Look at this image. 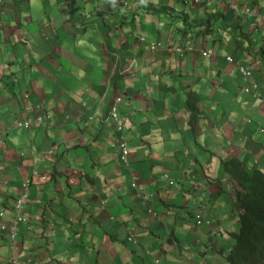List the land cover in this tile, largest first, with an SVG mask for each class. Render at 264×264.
<instances>
[{
  "label": "crops",
  "instance_id": "crops-1",
  "mask_svg": "<svg viewBox=\"0 0 264 264\" xmlns=\"http://www.w3.org/2000/svg\"><path fill=\"white\" fill-rule=\"evenodd\" d=\"M120 1L2 0L0 3V130L5 128L7 132L3 134L0 142V158L4 156L5 159H13L14 146L21 135L23 141L29 139L27 144L30 153L36 154L38 148H53V153L47 155V171L56 161L53 180L44 187V200L38 202L31 193L30 199L26 201L27 211L35 217L42 206L47 209V228H39L36 222L31 223L30 228L26 224L20 225L19 237L25 241H32L36 233L46 236L47 242L41 240L38 245H29L31 252L41 255L34 254L32 257L36 264L52 260H58L62 264L66 258H69L68 264H149L148 260L153 264L151 260L155 257H165L167 251L174 254L176 250L189 252L188 255L192 256L194 248L190 242L196 240L192 237V230L198 234L200 243L207 241V246L213 247V244L221 240L223 243L220 244L222 247L219 251L228 244L231 247L230 238L224 231L228 236L235 231L237 214L228 178H224V183L219 179L224 175L223 168H220L221 161L225 157L234 156L242 161L248 171L252 166V171L258 167V170H264V99H261L264 92L260 97L242 93L243 84L246 82L238 72L235 66L237 64L227 59L231 56L234 61L245 65L254 73L259 69L252 63L257 55H250L244 48L233 53L226 38L229 33L224 31L217 34L214 29L205 39L201 35L194 36L195 38L189 40V43L184 42L179 47L180 50L175 52L164 51L168 44H174L176 35L172 33L162 39L163 45L159 54L155 53V49L150 50L146 43L138 44L141 48L139 59L144 60L137 61L134 69L124 71L125 76L117 78L118 92L121 90L126 98L122 96L118 108L121 115L125 116L122 133L129 150L128 163H123L119 155L109 153V149L117 151L112 142H107L109 137L106 135L110 133L111 124H103L100 117L95 118L98 114L104 116L109 108V100L93 98L97 92L94 89L100 85L110 86L112 79L103 70L107 61L102 57V47L107 45L104 38L121 42L124 36L131 37L135 34L138 37L141 33V25H138L137 20L134 24L123 25L122 28L116 24V21L121 20L118 14ZM151 1L160 4L163 0ZM165 1L178 3L179 0ZM218 1L211 4L202 2L193 6L194 9L188 8L198 17L207 12L226 10L224 14L228 23H233L239 16L241 26L251 34L253 47H262L264 0H247L250 3L245 0ZM245 6L252 12L247 17L243 11ZM140 15L149 22L159 20L155 17L152 19L147 14ZM40 36L46 44L39 56L34 47L39 41L43 42ZM23 40H26L25 45L22 44ZM25 49L29 51L28 55L33 61L27 68L20 65L21 54ZM204 49L210 52L209 56L201 55L200 52ZM200 56L202 60L198 59ZM260 76L259 84L264 91V73ZM164 84H172L174 91H165ZM187 84L193 90L200 89L197 91L200 95L198 118L192 122H188V115L181 108L182 99L179 95L180 86ZM130 86L135 87V90ZM13 93L17 96V101L13 100ZM23 93L30 105L38 107V114H47L55 121L46 132L37 130L27 131L26 134V131L7 130L9 120L33 115L31 106L25 108L21 115L10 113L11 109L21 104L18 99H21L20 94ZM176 93L178 94L175 96ZM228 93L232 94L225 95ZM6 94H9L8 98ZM175 99L181 100L177 107ZM124 101L127 105L121 106ZM87 115L94 116L91 126L79 131L82 128L81 121L76 119ZM84 131L89 133L87 138ZM10 134H14L12 139ZM92 136L105 140V144L96 143ZM116 139L117 133L114 137L115 141ZM88 157L101 166H89L86 162ZM28 158H31L30 154ZM189 169L196 178L194 183L202 187L201 191L195 192L188 188L192 180L191 173L186 171L185 174L183 171ZM82 171L86 174L82 175ZM12 172L18 174L17 181L28 174L29 170L24 162L15 165L13 169H9L7 164L0 168V184L3 187L8 185L13 195L16 181ZM164 173L171 175L170 178H164ZM171 178L175 183L173 180L170 183ZM133 181L137 182L134 187L131 185ZM178 185L180 189H177ZM190 192L193 193L191 197L188 196ZM143 197L149 200L146 202ZM143 203L148 207L152 206L150 214H146L147 210H140ZM181 203L196 208L199 205L201 208L204 206V218L211 220V223H203L198 229L193 227V223H189L191 218L187 219V212L174 215L177 205ZM231 210L234 212L231 213ZM164 211L168 213V218L160 221L159 213L163 214ZM180 221H187L185 224L188 227H183L184 223ZM132 224L135 237L129 242L127 233ZM178 232L183 235V240L176 234ZM201 235L203 238H200ZM162 236L164 238L160 244L156 238L162 239ZM79 237L88 239V242H83L84 247L80 245ZM187 239H190L189 243L186 242ZM63 246L72 250L74 256L68 257L60 248ZM80 249L91 252L94 257L90 254L86 259L84 256L80 257ZM112 249L116 250L115 255H112ZM143 249L150 252H144L143 255ZM154 250L156 252L152 257ZM171 262L164 259L163 264Z\"/></svg>",
  "mask_w": 264,
  "mask_h": 264
},
{
  "label": "rangeland",
  "instance_id": "rangeland-1",
  "mask_svg": "<svg viewBox=\"0 0 264 264\" xmlns=\"http://www.w3.org/2000/svg\"><path fill=\"white\" fill-rule=\"evenodd\" d=\"M202 1H204V0H187V1L186 0H179V1H177L178 3H175V2L174 3H168L165 0H163L162 3L157 4L151 0H121L118 4V14H119V17L121 20L117 21V24L122 27L125 24L128 25L127 22H129V20H130L129 24H134L135 20H137V22L139 21L138 24L141 25L140 31L142 34L139 33L140 35H139V37H137L138 38V40H137L138 44H140V42L142 40L143 43H146L147 47H148V45L150 46V48H149L150 50L155 49L156 54H159V52L162 50V45H163L162 39L163 38L166 39V36H168L169 34L172 33V34L176 35V37L174 39V44H171V43H170L171 45L168 44L164 51H166L168 53L169 52H175V51L180 50L179 47L182 46V44L184 42L189 43V40L195 38L191 34L196 28L193 27L190 30H185V31L183 30L182 31L180 29L182 24H181V22L178 21L179 18H177L176 16H173V18H169L168 16H165L164 13H157V12H153V11L149 12V10L154 9V10L158 11L159 9H161L162 6L170 7L174 11H178L177 9L183 8V10H180V11L187 13L191 18H198V16H195L189 8L194 9L193 6H195L196 3L200 4ZM245 1L247 3H250L247 0H245ZM238 2H240V1H238ZM171 6H173V7H171ZM120 8H121V10H120ZM161 12H163V11H161ZM225 12H226V10L220 11V13H223V14ZM140 14H147V15L153 17L152 19H154V17H155V19L158 18L159 20H157V21L151 20V22H149V21L145 20L143 15H141V17H140ZM206 14L207 13H205L204 15L206 16ZM49 15L51 16L50 13H49ZM186 31H187V33H186ZM214 32L217 34H220L219 30H217L216 28H214ZM200 37L202 39H205L206 35L201 34ZM40 39L43 42L39 41V43L34 47V49L39 52V56L42 54V52H43L42 49L44 48V45L46 44V41H44L42 36H40ZM145 39H147V40H145ZM197 39L198 38H196V40ZM130 42H131V40H130ZM22 44L25 45L26 40H23ZM159 46H161V47H159ZM214 50H216V49H214ZM28 53H29V51L27 49H25L22 51V54H21L20 65L25 67V68H27L28 66H30L33 63L32 58L28 55ZM139 60H143V59H138L137 61H139ZM235 66L237 69L241 68V66H239V65H235ZM130 67L123 69V70H120L119 74H121L122 76L112 77L110 86H113V88L115 90H118L117 89L118 84L117 85L115 84L118 80L117 78H121V77L125 76L124 71L128 70ZM18 75H20V73H18ZM12 76L14 77V75H12ZM199 90L200 89H197V91H199ZM177 94L178 93H176L175 96ZM23 95H24V93L22 95L20 94L21 99H18V101L20 100L21 104L18 107L11 109L10 113L16 112L19 115H21L22 111L25 108L31 106V107H33V115H30V116H31V118H34V122L30 123L28 121V119L25 117H23V118L18 117L16 119H11L8 121L9 124L7 126V130L10 132L26 131V134L28 133L27 131H37L38 130L41 132H46L48 124H47V126L43 124L45 121H42L40 119V117H39L40 114H38V109L35 106L30 105L29 102L26 100V98ZM179 95L182 99L181 108L187 113L188 120H189V112L186 110L185 105H184V101H185L184 92L180 91ZM108 96L110 98L111 93H109ZM6 97L8 98L9 94H6ZM123 97L125 98V95H123ZM12 98L14 101H17V96L14 93L12 94ZM125 103H127V102L125 101ZM125 103H123V105L126 106L127 104H125ZM1 104H2V95H0V105ZM175 104H176V107L179 106L181 104V100L175 99ZM172 106H174V102H173ZM176 107H174L175 111H176ZM112 110H114V111H112ZM117 110H119L118 105H116V104L110 105L109 104V108L106 111H109V113H113ZM98 117H100V121L103 124L108 125L109 123H111L112 128H109L110 133H108L106 135V137H109V140L107 142H108V144H110L112 142L113 145L115 146V148L118 150L116 151V150L109 149L108 151L110 154L119 155L120 150H121V145H120V141L116 142L114 140V137H115L114 131L115 130H116V132L120 131V128L123 125V123H121L122 119H120L118 122L116 121L117 123L116 122L113 123V121L111 120L112 118H110L109 116L105 117L102 114H98V116H96L95 118H98ZM93 119H92V121H93ZM91 123H87V121H85V122L81 121L80 124L82 125L81 126L82 128H80L79 131H83V129L89 128L91 126ZM3 134H7L5 128L0 130V142H2ZM84 136H85V138H87L89 136V133L87 131H84ZM13 137H14V134H10V139H12ZM92 138L96 143H98L100 145L105 144V140H102L98 137L95 138L93 136H92ZM28 141H29V139L23 141L22 136L19 135V138L16 141V145L14 146L15 154L13 155V159H10L8 157H7V159H5V157L3 156V158L6 160L5 161L3 158H0V168H4L7 164L9 169H13L15 167V165H20V164H23V162H24L28 166V170H29L28 174H25L23 177H20L17 181H16V179H17L18 174L12 172L13 173V179L16 181V187H15V191H14L13 195L10 193L8 185H5L3 187L0 184V264H36L35 260L32 257H34V254L35 255H37V254L34 253V251L31 252L32 250H31V248H29V245L31 243L38 245V244H40L41 240L47 242V240L45 239L46 236H42L40 233H36L33 236L34 239L32 241H29V240L25 241V239H23L21 236L19 237L20 223H23L25 220L28 221L27 225L29 227H30L31 223L36 222V223H38L39 228H40V226H42L43 230L47 228V224H48L47 218L49 217V214H47V209L42 206L40 208L38 216L35 217V216L31 215L29 213V211H27L26 201L28 199H30L31 193L34 194V196L38 202H42L44 200V192L46 191V189L44 187L47 185V182H51L53 180L52 179L53 178V167L56 163V161H54L51 168L47 171V155H50L53 153V148L51 147L49 149V151H47V148H38V152L36 154L30 153L29 147L27 144ZM28 154H30L31 158H28ZM86 162L91 167L99 168L101 166V164L95 163L92 160V158H90V157H88L86 159ZM186 171L188 174L191 173L190 179H193V174H192L191 170L190 169L184 170L183 173H185ZM187 173H185V174H187ZM81 174L85 175L86 173L82 171ZM172 180L175 183V180L174 179H172ZM177 189H180L179 185H178ZM233 190L237 191L239 193H242V189L239 186H237L235 183L233 184ZM232 195H233L232 196L233 205H235L236 204V199L234 197L235 193L233 192ZM45 196H47V194ZM23 199L25 201L24 203H23ZM143 207L140 208V210L145 211V210H147L148 205H144ZM8 212H9V216H7ZM233 212H234V210H231V213H233ZM148 213L150 214L151 212L147 211L146 214H148ZM160 215H161L159 217L160 221H165V218H168V213H166L165 211L163 214H161V212H160ZM238 215H239V213H238ZM237 218H239V216L236 217V219ZM203 223H206L207 225H209L211 223V221L208 222V220H203V221H199L197 223L195 222L193 224V226L195 228L200 229V226ZM235 228H236L235 231L238 230L239 220L235 224ZM128 231L129 232L127 233V240L129 242H132L134 240V237H135V229H134L133 224L129 227ZM159 231H161L163 233V231L161 229H159ZM191 232H192L191 234H193L192 237H195L196 240L194 242H190V239H187L186 242H188V243L190 242L194 248L193 253H191L192 256L191 255L189 256L184 251L179 252V250L178 251L176 250L174 254L166 253L165 256H167V257H164L166 260L172 261L171 264H200V263H205V262H209L212 264H227L224 260L223 255L226 252H228V247H230V244H228V246H225V248H223V250H222L224 252L223 253L222 251H219V248L222 247L220 245V244H222L221 240H219L218 243L213 244L214 245L213 247H210V246L206 247L207 242H205V243L203 242L205 244V247H204V244L199 242L198 234L194 230H192ZM16 233H17V236H16ZM224 234L227 237H229L225 231H224ZM160 235H162V234H160ZM177 235L179 238H182V239L184 238L183 235L180 234L179 232L177 233ZM82 237H79V238H81L80 239V245L82 247H84L85 245L83 242H88V239H83ZM202 237L203 236L201 235V238ZM161 238L162 239L156 238V240L160 243L164 237L162 236ZM165 243H167V240H165ZM183 243H185V242H183ZM65 244H67V242H65ZM198 246H199V248H198ZM60 248H61V250H63V252H66L68 254V257L70 255L74 256V254L72 253V250H67L66 246H63ZM12 249H13V251H11ZM198 249H200V250L202 249V250L198 251ZM111 252H112V255H115L117 253L115 249H112ZM144 252L146 254L147 250L143 251V255H144ZM155 252L156 251L154 250L152 256L154 255ZM204 252H206V253H204ZM78 254L80 255V257L84 256L85 257L84 259L87 258L88 254H90L92 257H94L91 252H89V251L84 252V249H80L78 251ZM37 256H41V255H37ZM162 256L163 255H159L158 264H163L164 259ZM200 257H201V259L198 263V261L196 259H198ZM205 257H207V258H205ZM189 258L194 259V261H192ZM68 259L69 258L64 259L62 261V264H68L67 263ZM70 262H72V261H70ZM148 262L150 264L149 260H148ZM151 262L153 264H157L156 263L157 262L156 257H155V260H151ZM55 263L59 264L58 260L57 261L52 260V261H47V262H41V264H55Z\"/></svg>",
  "mask_w": 264,
  "mask_h": 264
},
{
  "label": "trees",
  "instance_id": "trees-1",
  "mask_svg": "<svg viewBox=\"0 0 264 264\" xmlns=\"http://www.w3.org/2000/svg\"><path fill=\"white\" fill-rule=\"evenodd\" d=\"M150 11L164 13L165 16L169 18L176 16L179 18L178 21L182 24L180 27L182 31L184 29L190 30L194 27L196 28V31H194L196 35L199 33L209 35L216 24V29L219 30L220 34L224 31L229 33V35H226V38L227 42L232 46L233 53L238 52L241 48H244L248 52L253 50L251 34L244 29V26H241L236 21L232 24L223 23V20H225L223 13L207 12L206 16L204 15L201 18H191L185 12L174 11L166 6H162L158 11L154 9L149 10V12ZM214 20H216V22H214ZM258 54H260V59L264 60V51L261 48H258L256 55ZM164 86L165 91H174L172 84H164ZM181 86L180 89L184 92L185 97V108L189 113H194L189 114L188 121H196L198 118L197 111L200 103V95L196 90L191 89L188 84ZM221 163L227 174L232 176L231 178L234 180V183L242 189V193L234 191L236 199L235 209L237 211V217L239 216V218H237V221L239 220V228L229 233V237L231 236V247L229 251L223 255L224 260L227 264H264V171L258 169L252 172L247 171L237 159L225 162L221 161ZM228 170H230V172H228ZM200 264L212 263L205 262Z\"/></svg>",
  "mask_w": 264,
  "mask_h": 264
},
{
  "label": "bare ground",
  "instance_id": "bare-ground-1",
  "mask_svg": "<svg viewBox=\"0 0 264 264\" xmlns=\"http://www.w3.org/2000/svg\"><path fill=\"white\" fill-rule=\"evenodd\" d=\"M99 1V0H98ZM187 1V0H186ZM2 2V0H0V3ZM96 2V1H95ZM124 2V1H123ZM197 2V1H196ZM202 2H204V4H211V3H216V2H219L218 0H204V1H202ZM201 2V3H202ZM200 3V4H201ZM123 4V3H122ZM192 4V3H191ZM117 5V4H116ZM193 5V4H192ZM195 5H199V3H196ZM95 6V5H94ZM141 7V6H140ZM171 7H173V6H171ZM232 7L233 8H236V6L234 5V4H232ZM122 8V7H121ZM121 8H120V10H121ZM249 7H247V6H245V8H243V11H244V14L246 15V17L248 16V15H251V10H249L248 9ZM125 12V11H124ZM215 12H218L219 13V11H215ZM138 13V12H137ZM122 14V13H121ZM123 15V14H122ZM127 15V14H126ZM109 16V15H108ZM224 16H225V20H223V23H228V20H227V17H226V15L224 14ZM140 17H141V15H140ZM110 18V17H109ZM120 18V17H119ZM132 18V17H131ZM240 17L239 16H237V18L235 19V21L237 22V23H239L240 25H241V20L239 19ZM111 19H113V18H111ZM114 20V19H113ZM117 20V19H116ZM123 20V19H122ZM119 21V20H118ZM117 22V21H116ZM123 22V21H122ZM127 22V21H126ZM129 22H130V20H129ZM129 22H127V23H129ZM133 22V21H132ZM139 22V21H138ZM166 22V21H165ZM214 22H216V20H214ZM213 22V23H214ZM218 22H220V21H218ZM217 22V23H218ZM117 24V23H116ZM228 24H232V23H228ZM139 25V24H138ZM117 26V25H116ZM126 26V25H125ZM215 26V28H216V24L214 25ZM122 28V27H121ZM191 28V27H190ZM214 28V27H213ZM218 28H219V26H218ZM105 29V28H104ZM185 30V29H184ZM187 30V29H186ZM194 30V29H193ZM203 30V29H202ZM213 30V29H212ZM105 32V31H104ZM111 32V31H110ZM139 32H140V30H139ZM198 32V31H197ZM200 32V31H199ZM127 33V32H126ZM189 34V33H188ZM198 34V33H197ZM202 33H199L198 35H201ZM124 35V34H123ZM192 35V34H191ZM122 36V35H121ZM193 36V35H192ZM113 37V36H112ZM139 37V36H138ZM141 37V36H140ZM114 38V37H113ZM104 40L106 41V49L104 48V47H102V57L105 59V60H107L106 61V64L104 65V67H103V70L105 71V73H106V75H110V77H115V76H122L121 74H119V72H120V70H123V69H126V68H128V67H130L129 69H134L135 68V66H136V64L138 63L137 62V60L139 59V56H138V53H139V51H141V48L138 46V42H137V40H138V38H137V35H135L134 34V36L132 35L131 37H129V36H124V40H122L121 42L120 41H118L117 39H105L104 38ZM130 40H131V42H130ZM145 40H147V39H145ZM143 42H142V40H141V42H140V44H142ZM139 44V45H140ZM188 45V44H187ZM146 46V45H145ZM245 46V45H244ZM262 47H260L263 51H264V43L261 45ZM258 48H259V46L255 49L254 47H253V50L252 51H249L248 53L250 54V55H255L256 54V52L258 51ZM209 51H206V56H209ZM147 55V54H146ZM259 55L260 54H258L257 55V57L256 58H254V60L252 61V63L256 66V67H258L259 69H257L254 73H252L251 72V70L250 69H248L245 65H243V64H241V63H238L237 61H234L233 60V58L231 57V56H228L227 57V59H228V61H230V62H234V63H236L237 65H239V66H241V68H239L238 69V72L240 73V75H241V77H242V79L246 82V83H244L243 84V89H242V93L243 92H245V93H249V94H252V95H255V96H261V94H262V92H264L262 89H261V86H260V84H259V82L261 81V76L260 75H262V73H264V60H262V59H260V57H259ZM97 56V55H96ZM143 57V56H142ZM144 57H146V56H144ZM100 58V57H99ZM102 59V58H101ZM198 59H200V60H202L201 59V56H200V58H198ZM103 60V59H102ZM144 60V59H143ZM199 60V61H200ZM101 61V60H100ZM157 61V60H156ZM170 61V60H169ZM98 62V61H97ZM145 62V61H144ZM200 62H202V61H200ZM101 63H102V61H101ZM150 63V62H149ZM199 63V62H198ZM156 64V63H155ZM159 64V63H158ZM163 64V63H162ZM195 64H196V62H195ZM97 66V65H96ZM198 67H200V65H198ZM145 68V67H144ZM161 68V67H160ZM163 68V67H162ZM173 70H174V68H173ZM202 71H200V73H201ZM148 73V72H147ZM105 75V74H104ZM184 75V74H183ZM145 76H146V74H145ZM156 76V75H155ZM128 77V76H127ZM140 77V76H139ZM191 77V76H190ZM189 77V78H190ZM195 77V76H194ZM148 78H150V76L148 77ZM123 79V78H122ZM132 79V81L134 82L135 80H134V78H131ZM141 79H143V78H141ZM107 80V79H106ZM114 80V79H113ZM119 80V79H118ZM118 80H117V82L115 83L116 85L118 84ZM138 80H139V78H138ZM151 80V79H150ZM263 82V81H262ZM99 83V82H98ZM146 83V82H145ZM152 83V82H151ZM155 83V82H154ZM264 83V82H263ZM114 84V83H113ZM149 84V83H148ZM157 84H159V83H157ZM115 85V86H116ZM138 85V84H137ZM151 85H153V84H151ZM135 86V85H134ZM145 86H146V84H145ZM158 86V85H157ZM201 86V85H200ZM199 86V87H200ZM263 86V85H262ZM117 87V86H116ZM131 87V86H130ZM135 87H137V86H135ZM134 87V88H135ZM148 87V86H147ZM180 87H182V86H180ZM213 87V86H212ZM222 87V86H221ZM264 87V86H263ZM93 88H95V86L93 87ZM125 88V87H124ZM128 88V87H127ZM134 88H132V89H134ZM138 88H140L139 86H138ZM158 88H159V86H158ZM143 89V88H142ZM214 89V88H213ZM95 91H97L96 93H95V95H94V97L93 98H99V97H101V98H104L105 100H109V102H108V104H110V105H120V103L122 102V96H123V94H122V91L121 90H119V92H118V90H115L114 88H113V86H108L107 84H106V86H103V85H100V86H98V87H96L95 89H94ZM129 90V89H128ZM135 90V89H134ZM144 90V89H143ZM205 90V89H204ZM211 90V89H210ZM141 91V90H140ZM200 91V90H199ZM99 92V93H98ZM154 92V91H153ZM183 92V91H182ZM192 92V91H191ZM210 92V91H209ZM213 92V91H212ZM102 93H105V94H102ZM109 93H111V96H110V98L108 97V94ZM107 94V95H106ZM148 94V93H147ZM195 94V93H194ZM230 94H232V93H228V94H225V95H230ZM211 95V94H210ZM213 95H214V93H213ZM225 95L223 96V97H225ZM153 96H155V95H153ZM207 96H209V95H207ZM264 96V95H263ZM129 97H130V95H129ZM156 97V96H155ZM188 97V96H187ZM195 97H196V95H195ZM210 97V96H209ZM251 97V96H250ZM252 97H254V96H252ZM109 98V99H108ZM153 98V97H152ZM214 99H215V97H213ZM222 98V97H221ZM235 98V97H234ZM256 98V97H255ZM126 99V98H125ZM260 99V98H259ZM261 99H264V97L263 98H261ZM128 100V99H127ZM191 100H192V98H191ZM220 100V99H219ZM111 101V102H110ZM188 101V100H187ZM206 101V100H205ZM221 101V100H220ZM250 101H251V99H250ZM253 101V100H252ZM142 102V101H141ZM123 103H125V101L123 102ZM123 103L121 104V106H123ZM143 103V102H142ZM207 103V102H206ZM210 103V102H209ZM219 103V102H218ZM84 104V103H83ZM125 104H127V103H125ZM141 104V103H140ZM221 104V103H220ZM189 105V104H188ZM204 105V104H203ZM202 104H201V106H203ZM255 105V104H254ZM40 106V105H39ZM125 106V105H124ZM200 106V107H201ZM206 106V105H205ZM204 106V109H206V107ZM210 106V105H209ZM256 106V105H255ZM120 107V106H119ZM220 107V106H219ZM38 108V107H37ZM195 109H197L196 107H194ZM222 108V107H221ZM209 109V108H208ZM213 109V108H212ZM207 110V109H206ZM112 111H114V110H112ZM199 111V110H198ZM201 111H203V110H201ZM223 113H224V111H222ZM230 111H228V113H229ZM233 112V111H232ZM231 112V113H232ZM190 113H192V112H190ZM189 113V114H190ZM212 113V112H211ZM223 113H221V115L223 114ZM230 113V114H231ZM42 114V113H41ZM192 114H194V113H192ZM225 114V113H224ZM236 114V113H235ZM47 115V114H46ZM213 115V114H212ZM48 116V115H47ZM104 116L105 117H107V116H109L110 118H112L111 120L113 121V123L114 122H118L120 119H122V121H121V123H123V125L121 126V128H120V131H118V132H116V130L114 131V134L115 133H117V139H116V142H119L120 141V145L122 146V144L123 143H127V141L125 140V138H124V136H123V133H122V129H123V126H124V122H123V120L125 119V116L124 115H121V111H120V109L119 110H117V111H115V112H113V113H109V111H105V114H104ZM193 116H195V115H193ZM211 116V115H210ZM245 116V115H244ZM243 116V117H244ZM198 117V116H197ZM201 117V116H200ZM25 118H27L28 119V121L30 122V123H32V122H34V118H31V116L30 115H27V116H25ZM94 118V116L93 115H87V116H85V117H83V118H77L76 119V121H83V122H85V121H87V123H91L92 122V119ZM211 118H212V116H211ZM220 118V117H219ZM239 118V117H238ZM226 119V118H225ZM102 120V119H101ZM238 121V120H237ZM116 122V123H117ZM49 123H50V121H48L47 123L46 122H44L43 124L44 125H46L47 126V124L49 125ZM236 123V122H235ZM111 124V123H110ZM240 124V123H239ZM82 126V125H81ZM84 126V125H83ZM112 126V125H111ZM232 126V125H231ZM118 127V126H117ZM19 128V127H18ZM24 128V127H23ZM206 130V129H205ZM208 130V129H207ZM204 132V131H203ZM256 133V132H255ZM254 133V134H255ZM252 135V134H251ZM251 137V136H250ZM255 137H256V135H255ZM246 138V137H245ZM248 139V138H247ZM249 140L251 141V139L249 138ZM183 141V140H182ZM259 141V140H258ZM225 143V142H224ZM260 143V142H259ZM118 144V143H117ZM248 144V143H247ZM261 144V143H260ZM127 145V144H126ZM234 145V144H233ZM241 145H242V143H241ZM188 146V145H187ZM246 146H248V145H246ZM184 147V146H183ZM183 147H182V149H183ZM222 147V146H221ZM181 148V147H180ZM189 148V147H188ZM223 148V147H222ZM249 148V147H248ZM175 149H177L176 148V146H175ZM187 149V148H186ZM242 149V148H241ZM118 150V149H117ZM179 150V149H178ZM216 150V149H215ZM219 150V149H218ZM128 148L127 147H125L123 150H122V153H123V155L119 158V159H121V161L123 162V163H125V164H127L128 163ZM183 151V150H182ZM241 151V150H240ZM217 151H215V153H216ZM247 153H248V151H246ZM251 152V151H250ZM215 153H214V155H215ZM227 153V152H226ZM234 153V152H233ZM213 154V153H212ZM228 154V153H227ZM211 155V154H210ZM243 155H244V153H243ZM250 155V154H249ZM224 156V155H223ZM227 156V155H226ZM241 156V155H240ZM220 157H222V156H220ZM238 157H239V155H238ZM252 158V157H251ZM232 159H234L235 160V157L234 156H230V157H225V158H223V160L222 161H228V160H232ZM240 159V158H239ZM253 159V158H252ZM251 159V160H252ZM220 162V161H219ZM248 163H249V161H247ZM252 163V162H251ZM217 164V163H216ZM222 164V163H221ZM238 164V163H237ZM241 164H243L242 163V161H241ZM246 164V163H245ZM249 165V164H248ZM254 165V164H253ZM250 166H252V165H250ZM256 166L258 167V165L256 164ZM223 168V170H224V167H223V165H221L220 166V168ZM252 168H253V166H252ZM252 168L250 169V172H252ZM258 168H260V167H258ZM257 168V169H258ZM246 169V168H245ZM35 170V169H34ZM247 170V169H246ZM248 171V170H247ZM254 171V170H253ZM260 171H264V170H260ZM228 172H230V170H228ZM243 172V171H242ZM249 173V172H248ZM37 174V173H36ZM234 174V173H233ZM232 174V175H233ZM250 174V173H249ZM29 176V175H28ZM31 176V175H30ZM34 176V175H33ZM245 176V175H244ZM163 177L164 178H170V176H169V174L168 173H164L163 174ZM228 178V182H230V185L231 186H229V189H230V191H231V195L233 194V192H234V190H233V184H234V180L231 178L232 176H230V175H228L227 174V172L224 170V175L223 176H221V177H219V179H222V182L225 180L224 178ZM234 178V177H233ZM246 179H247V177H246ZM249 179V178H248ZM196 180V178L193 176V179L192 180H190L191 182H190V185H189V187H188V185H187V187L188 188H190L191 190H193V191H195V192H198V191H201L202 190V187L200 186V185H197L196 183H194V181ZM242 180V179H241ZM251 180V179H250ZM30 181V180H29ZM220 182V181H219ZM222 182H220V183H222ZM31 183V182H30ZM135 183H137V182H135ZM170 183H172V178L170 179ZM188 183V182H187ZM224 183V182H223ZM226 183V182H225ZM237 183V182H236ZM243 183V182H242ZM246 183V182H245ZM29 184V183H28ZM30 185V184H29ZM133 187V186H132ZM235 187V186H234ZM227 188V187H226ZM139 190V189H138ZM137 190V191H138ZM140 191V190H139ZM21 192V191H20ZM148 194V193H147ZM143 195H145V194H143ZM142 195V196H143ZM150 195H152V194H150ZM188 196H193V193L192 192H190V194H188ZM233 196V195H232ZM235 197V196H234ZM144 198V197H143ZM147 198V197H146ZM143 200V199H142ZM146 200V202H147V200H149L148 198L147 199H145ZM25 201H24V199H23V203H24ZM207 202H210V201H207ZM22 203V202H21ZM201 203V202H200ZM143 205H144V203H143ZM202 206V205H201ZM152 207V206H151ZM151 207H148L147 208V211L148 212H151L152 211V209H151ZM204 207V206H203ZM201 208L200 207V205L196 208V207H194V206H192V205H186L185 203L184 204H178L177 205V210L175 211V214L174 215H178L179 213H183V212H187V219H190L191 218V221L189 222V223H197V222H199V221H203V220H205L206 219V217L204 218V214H203V210L202 209H204V208ZM236 210V209H235ZM174 212V211H173ZM213 212V211H212ZM209 213H210V211H209ZM156 214V213H155ZM160 214V213H159ZM236 214H237V211H236ZM212 215V214H211ZM157 216V215H156ZM186 216V215H185ZM184 216V217H185ZM206 216H208V215H206ZM208 217H210V216H208ZM212 217V216H211ZM210 217V218H211ZM31 218V217H30ZM156 218V217H155ZM118 219V218H117ZM217 219V218H216ZM157 221V220H156ZM176 221V220H175ZM211 220H209L208 222H210ZM31 222V221H30ZM158 222V221H157ZM181 222V221H180ZM187 222V221H186ZM186 222H181L182 224H183V227H184V225L185 226H187L185 223ZM27 223H28V221H24L23 223H20V225H22V224H26L27 225ZM201 223V222H200ZM157 224V223H156ZM176 224V223H175ZM177 225V224H176ZM157 226V225H156ZM173 226V225H172ZM175 226V225H174ZM196 226V225H195ZM202 226V225H201ZM200 226V227H201ZM206 226V225H205ZM214 226V225H213ZM188 227V226H187ZM194 227V226H193ZM204 227V226H203ZM27 228H30L28 225H27ZM26 228V229H27ZM175 228V227H174ZM180 228H182V226L180 227ZM210 228V227H209ZM133 229V228H132ZM176 229V228H175ZM179 229V228H178ZM204 229V228H203ZM159 230V229H158ZM171 230V229H170ZM209 231L210 229H206V231ZM27 231V230H26ZM130 231V230H129ZM128 231V232H129ZM144 231V230H143ZM150 231V230H149ZM174 231H176V230H174ZM183 231H184V229H183ZM205 231V232H206ZM177 232V231H176ZM220 231H218V233H219ZM228 233H229V231H227ZM132 233V232H131ZM137 233V232H136ZM150 233V232H149ZM170 233V232H169ZM235 233V232H234ZM166 234V233H165ZM165 234H162L163 236L165 235ZM177 234V233H176ZM202 234V233H201ZM15 235V234H14ZM174 235V234H173ZM193 235V234H192ZM196 235V234H195ZM217 235V234H216ZM230 235V234H229ZM233 235V234H232ZM16 236H17V233H16ZM156 236H157V234H156ZM158 236H159V234H158ZM218 236V235H217ZM231 237V236H230ZM234 237V236H233ZM17 238V237H16ZM161 238V237H160ZM201 238V237H200ZM203 238V237H202ZM217 238V237H216ZM166 239V238H165ZM168 239H170L169 237H168ZM191 239H192V237H191ZM183 240V239H182ZM230 240V239H229ZM132 241V240H131ZM160 241V240H159ZM216 241V240H215ZM18 242V241H17ZM154 242V241H153ZM193 242V241H192ZM200 242V241H199ZM207 242V241H206ZM218 242V241H217ZM227 242V241H226ZM170 243H171V241H170ZM204 243H205V241H204ZM204 243H202V244H204ZM223 243V242H222ZM160 244H162V243H160ZM159 244V245H160ZM169 244V243H168ZM176 244V243H175ZM222 245V244H221ZM149 246V245H148ZM210 246V245H209ZM157 247V246H156ZM155 247V248H156ZM206 247H207V244H206ZM11 248V247H10ZM198 248H199V246H198ZM229 248V247H228ZM140 249H142V248H140ZM144 249H146V248H144ZM143 249V250H144ZM152 249V247L150 248V250ZM220 249V248H219ZM149 250V251H150ZM157 250V249H156ZM202 250V249H201ZM200 249H198V251H201ZM215 250V249H214ZM227 250V249H226ZM11 251H13V249L11 250ZM10 251V252H11ZM18 251V250H17ZM145 251V250H144ZM148 251V250H147ZM222 251V250H221ZM16 252V251H15ZM136 252V251H135ZM134 252V253H135ZM168 252V251H167ZM166 252V253H167ZM192 252V251H191ZM223 252V251H222ZM153 253V252H152ZM189 252H187V254H188ZM204 253H206V252H204ZM208 253V252H207ZM210 253V252H209ZM217 253V252H216ZM221 253V252H220ZM219 253V254H220ZM224 253V252H223ZM15 254V253H14ZM138 254V253H137ZM213 254V253H212ZM139 255H140V253H139ZM138 255V256H139ZM145 255V254H144ZM150 255V254H149ZM165 255V254H164ZM201 256V255H200ZM209 256V255H208ZM153 257V256H152ZM165 257H167V256H165ZM170 257V256H169ZM202 257V256H201ZM200 257V258H201ZM7 258V257H6ZM205 258H207V257H205ZM163 259H165L164 257H163ZM176 259V258H175ZM174 259V260H175ZM189 259H191V258H189ZM170 260V259H169ZM173 260V259H172ZM217 260V259H216ZM18 261V260H17ZM160 261V260H159ZM163 261V260H162ZM204 261V260H203ZM199 262V261H198ZM10 263V262H9ZM157 263V262H156ZM160 263V262H159ZM207 263V262H206ZM209 263V262H208ZM222 263V262H221Z\"/></svg>",
  "mask_w": 264,
  "mask_h": 264
},
{
  "label": "clouds",
  "instance_id": "clouds-1",
  "mask_svg": "<svg viewBox=\"0 0 264 264\" xmlns=\"http://www.w3.org/2000/svg\"><path fill=\"white\" fill-rule=\"evenodd\" d=\"M178 11H180V10H178ZM204 16V15H203ZM203 16H201V17H203ZM200 17V18H201ZM187 33V32H186ZM192 35L194 36V35H196L195 33H194V31L192 32ZM149 46V45H148ZM149 48H150V46H149ZM201 55L202 56H206V49H204V50H202L201 52ZM212 54H213V51H212ZM39 117H40V119L42 120V121H45L46 123L48 122V121H50V123H49V125L47 126V130L49 129V128H51V126H53V124H55V121L51 118V116H47V115H45V114H40L39 115ZM125 147H127V145H126V143H123L122 144V146H121V150H120V153H119V158L123 155V153H122V150L125 148ZM47 151H49V150H47ZM244 167V166H243ZM133 187L135 186V182L133 181L132 182V184H131ZM145 199H146V197H144ZM150 251H147L146 253H149ZM153 260H155V259H153ZM156 261H157V264H158V259L156 258Z\"/></svg>",
  "mask_w": 264,
  "mask_h": 264
}]
</instances>
